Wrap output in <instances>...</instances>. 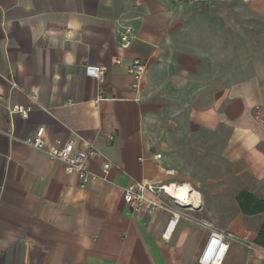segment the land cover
I'll list each match as a JSON object with an SVG mask.
<instances>
[{
	"label": "crops",
	"instance_id": "obj_1",
	"mask_svg": "<svg viewBox=\"0 0 264 264\" xmlns=\"http://www.w3.org/2000/svg\"><path fill=\"white\" fill-rule=\"evenodd\" d=\"M40 127L46 149L94 146L103 179L23 145ZM133 183L149 212L124 202ZM242 190L264 201V0H0V264H198L212 233L222 264H264Z\"/></svg>",
	"mask_w": 264,
	"mask_h": 264
},
{
	"label": "built area",
	"instance_id": "obj_2",
	"mask_svg": "<svg viewBox=\"0 0 264 264\" xmlns=\"http://www.w3.org/2000/svg\"><path fill=\"white\" fill-rule=\"evenodd\" d=\"M132 27L125 26L124 31L119 35L120 46L127 47L132 40ZM116 64L119 62L116 60ZM145 65L141 62H134L127 68V72L134 79V88H138L139 83L143 77ZM86 76L93 78L98 84L105 82L106 68L98 65H86L84 67ZM29 109L20 106H14L9 109L10 115H18L23 119L28 116ZM44 128H38L31 136L25 138L22 144L37 151L44 152L50 159L58 160L64 166V171L68 175H73L77 178L80 187H84L91 182H95L102 177L90 172L88 163L97 159L100 156L98 150L92 146L87 145L83 150L77 149L74 142L66 144H56V146L46 149L43 139ZM156 160L160 159V155L155 156ZM109 169V164H104L102 167L105 173ZM173 170L167 171V174L172 175ZM145 191H151L146 185L133 183L124 190L123 200L131 208L134 213H138L144 207L149 212L156 204L148 201L145 198ZM176 222V217L168 222V226L163 233V238L169 237ZM228 243L221 234L212 233L209 235L205 245L203 246L198 259V264H222L223 259L227 253Z\"/></svg>",
	"mask_w": 264,
	"mask_h": 264
},
{
	"label": "trees",
	"instance_id": "obj_3",
	"mask_svg": "<svg viewBox=\"0 0 264 264\" xmlns=\"http://www.w3.org/2000/svg\"><path fill=\"white\" fill-rule=\"evenodd\" d=\"M236 204L242 215L253 216L264 214V201L256 198L247 191H240L236 195ZM255 243L264 248V221L258 229Z\"/></svg>",
	"mask_w": 264,
	"mask_h": 264
},
{
	"label": "rangeland",
	"instance_id": "obj_4",
	"mask_svg": "<svg viewBox=\"0 0 264 264\" xmlns=\"http://www.w3.org/2000/svg\"><path fill=\"white\" fill-rule=\"evenodd\" d=\"M163 198H164V201H165V203L167 204V206H168L172 211H174V212H178V213L183 212L184 207L181 206V205L176 204V201H174L173 199H170V198H168V197H166V196H164V195H163Z\"/></svg>",
	"mask_w": 264,
	"mask_h": 264
},
{
	"label": "bare ground",
	"instance_id": "obj_5",
	"mask_svg": "<svg viewBox=\"0 0 264 264\" xmlns=\"http://www.w3.org/2000/svg\"><path fill=\"white\" fill-rule=\"evenodd\" d=\"M166 191L167 192H172L173 193V190L169 189V188H166ZM174 194V193H173Z\"/></svg>",
	"mask_w": 264,
	"mask_h": 264
}]
</instances>
